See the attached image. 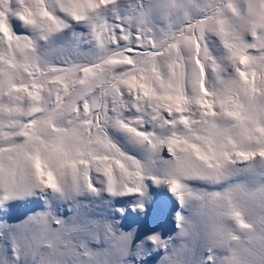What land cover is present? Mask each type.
<instances>
[{
    "label": "snow or ice",
    "instance_id": "snow-or-ice-1",
    "mask_svg": "<svg viewBox=\"0 0 264 264\" xmlns=\"http://www.w3.org/2000/svg\"><path fill=\"white\" fill-rule=\"evenodd\" d=\"M153 259L264 264V0H0V264Z\"/></svg>",
    "mask_w": 264,
    "mask_h": 264
},
{
    "label": "rangeland",
    "instance_id": "rangeland-1",
    "mask_svg": "<svg viewBox=\"0 0 264 264\" xmlns=\"http://www.w3.org/2000/svg\"><path fill=\"white\" fill-rule=\"evenodd\" d=\"M162 230L165 231V232L167 233V232L170 231V226H169V225H163V226H162ZM155 259H158V257L155 258ZM155 259L151 260V261H150V264H155Z\"/></svg>",
    "mask_w": 264,
    "mask_h": 264
}]
</instances>
